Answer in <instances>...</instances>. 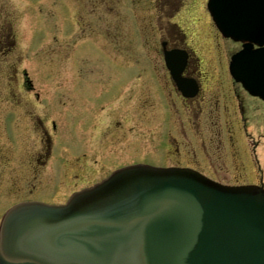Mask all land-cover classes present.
<instances>
[{
	"label": "rangeland",
	"instance_id": "rangeland-1",
	"mask_svg": "<svg viewBox=\"0 0 264 264\" xmlns=\"http://www.w3.org/2000/svg\"><path fill=\"white\" fill-rule=\"evenodd\" d=\"M156 2L157 0H0V213L11 202L23 198L63 201L71 189L91 183L116 165L142 158L143 153L147 155L144 158L152 159L151 161L162 159L161 153L165 150L163 148L160 152L163 147L162 122L159 120L157 126L147 130L141 126L139 128L144 120H139L137 116L138 106L147 112L142 115L143 119L151 114L149 123L155 122L157 111L153 107L146 110L142 106L147 102L152 103V95L145 82V75L148 73H140L134 66L130 67L133 71L108 66L110 61L134 65L135 57L133 54L129 55L130 48L134 44L141 48L137 45L138 40L134 34L131 35L132 40H127L128 52L125 54L120 55L115 51L121 46L110 44L107 33L120 31L118 23L122 18L127 28L134 33V20L154 21V16L167 14L172 19L175 15V8L161 10ZM201 2L202 0H197L189 10V18L182 16L185 15L182 13L179 17L188 19V22H198L197 26H193L191 30L186 29V32H197L198 35L195 36L199 38L208 33L210 38L212 31ZM194 18H197L196 21ZM199 41L204 45L200 48L203 50L210 44L205 39ZM23 80L31 82L30 89L24 94L21 88ZM120 80L128 81L114 91L116 95L111 98L110 104L106 100V106L103 104L102 109H98L100 105L96 104L93 109L86 110V113H77L84 100L96 103L103 101L102 97H98L101 95L98 86L107 84L103 89L112 90V82ZM151 84L150 81L149 85ZM222 85L225 86L224 92L228 93L226 84ZM83 89L85 93L80 96ZM12 90H15L18 99L28 97L32 125L35 128L37 124H34V120L38 117L47 120L49 131L50 121L55 120L57 124L56 131L51 132L53 155L45 165H35L40 147L46 146L43 140L45 136L36 129L21 131L19 128L15 129L12 123L9 127L12 111L7 97ZM222 93L219 94L221 107L227 105V111L217 115L216 111H212V116L207 117L205 131L199 138L196 128L183 129L185 136L180 135L179 141L177 140L180 151L187 158L193 152L202 153L197 158L198 168L220 182L236 183L235 177L242 176L238 182L258 184L260 175L264 182V103L251 102L245 98L244 112L241 115L238 109L240 102L233 98L234 101L224 104L223 99L226 98ZM135 103V107L130 109ZM153 103L157 105L155 101ZM108 105L115 108L109 111ZM123 108L130 110L125 112ZM16 109L20 110L18 105ZM221 111L224 112L222 108ZM243 118L249 138L241 130ZM116 122L120 124L117 125ZM115 131L117 135H122L111 137V133ZM10 132L14 136V143L7 138ZM144 134H149V138L147 136V140L140 141L142 139L139 137ZM109 137L115 141L126 138L123 141L125 149L117 156L107 152V145L114 143ZM135 141L139 143L136 145ZM28 155L33 157L32 175L30 184L25 188L17 180L20 175L12 178L9 167L20 163ZM184 156L181 158L184 159ZM112 157L113 161L111 159L107 162ZM182 163L196 166L193 161ZM62 164L64 169L56 174Z\"/></svg>",
	"mask_w": 264,
	"mask_h": 264
},
{
	"label": "water",
	"instance_id": "water-1",
	"mask_svg": "<svg viewBox=\"0 0 264 264\" xmlns=\"http://www.w3.org/2000/svg\"><path fill=\"white\" fill-rule=\"evenodd\" d=\"M209 7L225 35L248 40L231 72L264 99V0ZM0 264H264V188L128 166L64 205L12 207L0 225Z\"/></svg>",
	"mask_w": 264,
	"mask_h": 264
},
{
	"label": "flooded vegetation",
	"instance_id": "flooded-vegetation-1",
	"mask_svg": "<svg viewBox=\"0 0 264 264\" xmlns=\"http://www.w3.org/2000/svg\"><path fill=\"white\" fill-rule=\"evenodd\" d=\"M206 1L207 0H202L201 2L203 3L202 7L205 8V11ZM196 2L197 0H157L156 3L161 10L175 8L173 11L175 15L172 16V19L170 18L171 15L167 14L166 16H154V21L152 19L147 22L134 20L132 24L135 30L134 33H132L127 28L124 18H122L118 23L120 31L107 33V39L110 41V44L122 47L115 50L120 55L128 52L127 40L133 39L131 35L134 34L136 36L138 40L136 43L141 48H137L134 44L135 47L131 46L129 51V55L131 56L133 54L132 56L135 57V64L127 65L121 62L114 63L110 61V65H107L111 68L120 67V69H130V67L134 66L138 68L140 73L144 71L148 73L145 75V82L148 85V92L152 95V103L147 102L142 106L146 110H149L151 107H153L154 111H157V113L155 122L149 123V119L152 117V115L150 114L146 119H143L142 115L146 114L147 112H145L141 107L137 106L136 109H139V114H137V116H139L138 119L144 120L143 125H139V128L141 126L142 128H147L148 130L149 128H153L154 125L157 126L156 124L159 120L164 126L162 130L163 147L160 152L163 150V148L165 150H163L161 153L162 159L160 161L155 160L154 158L157 159V157H153V155H150V157L154 160H148V158H144L147 155L143 153L142 158H136L134 161L125 162L114 167L122 166L132 162H148L163 166L177 165L195 167L182 162L192 163L193 161L195 165H197V158L202 155V153L193 152L192 155L189 154V158L185 157L181 153L180 144L178 141L183 134V136H185V133L182 130H187L191 127L196 128V134L198 136L197 138H199V135L203 134V131H205L207 117L209 115L212 116V111H216L215 115L220 112L222 114L225 113L227 111L226 109H228V106L226 105L224 108L221 107L222 100L219 96L220 92H223L222 95L226 98L223 99L224 104H229V102L234 101L233 98L237 99L240 102L242 113L244 112L243 103L247 93L245 94L240 88L239 84L235 83L228 74L229 57L234 51L241 47V43L222 36L207 13L205 14V17H207L210 30L212 31L210 38L208 33L205 34V36L199 38L195 36L198 35L197 32H186V29L191 30L197 26V18H194L196 21L195 23H193L194 20L188 22V19L179 17V14H185L182 16L189 18L191 15L189 10L194 7ZM178 19H180V21ZM182 24H185V26ZM204 39L208 40V44L210 41L209 46L204 48L205 50L200 49L203 44H201L199 41ZM139 49L141 50L139 51ZM165 51L177 52L176 54L172 55L170 64L166 63ZM133 70L134 69H130V71ZM171 70L179 71L180 78H183L182 80L184 81V84H192L195 86V91L188 95V97L177 88L175 80L172 77ZM127 81L128 80L113 81L111 85L112 90L107 89L105 91L103 88L107 87V84L103 85V90L101 89L99 91L101 95L98 97H102L103 101L106 102L107 100V103L110 104L111 98L115 97L116 95L114 91H116L117 88L120 89ZM150 81L152 82L151 85H149ZM222 84H226L228 93L224 92L225 86ZM30 87V81H22L21 88L23 89V94L27 93ZM83 93H85V89H83V92H81L79 95L83 96ZM10 94L11 95L8 97V101L11 104V116L13 119H15L14 121H12V118L10 119L9 127H11L10 123H12L15 129L19 128L21 131L36 129L41 133V135L45 136L43 140L46 142V146L40 147V153L36 157L35 161L36 166L45 165L47 160L53 155L51 143L52 140L49 136L51 134L50 132L53 133L56 131L57 124L55 120L50 121L51 130L49 131L46 125L47 120L44 121L42 118L38 117L34 120V124H37V127L35 128L32 125L33 121L30 111L31 103L27 100L28 97L24 96L22 100L18 99L16 97L15 90H12ZM137 99L138 96L136 95L135 101H137ZM117 101V103H119V99ZM154 101L157 103V105L153 103ZM105 102L104 105L106 106ZM80 104L82 107H79L78 112L76 111L78 114L86 113V110L93 109V107L96 105V102L84 100ZM17 105L19 106V111L16 109ZM135 105L136 103L132 107L130 106V109L135 107ZM99 108H104L103 104H101ZM112 108L115 107H110V105L107 106V110L109 111ZM221 108L224 110V112L221 111ZM129 110L124 109L125 112ZM116 124L119 125L120 123L116 122ZM21 131L19 133H21ZM233 133L235 135V130ZM111 135V137H118L122 134L117 135L115 131L114 133H111ZM144 135L139 137L142 139L140 141L147 140V136L148 138L150 136L149 134ZM111 137H109V140L114 141V143L107 145V152H111V155L117 156V154L121 153V151L125 149L123 141H125L126 138H119L117 141H115V139ZM9 139L11 143H14V136L13 134L11 135V132L9 134ZM138 143V141H135L136 145ZM130 144L132 143L130 142ZM135 144H132V146H135ZM139 147L137 148L139 149ZM171 149L173 151H171ZM150 151L152 152V150ZM181 156H184V159H182ZM32 159V155L24 156V159L20 163L11 165L9 167L12 178L15 179L18 177V175H20V178L17 180L21 181L25 188L28 187L31 182L33 163ZM111 159L113 161L112 157L107 159V162H110ZM174 159L175 161L173 162ZM176 159H178V161H176ZM63 167L64 165L62 164V167L57 169L58 171L56 174H60L64 169ZM16 169L19 170L21 174H19V171H16ZM34 171L37 172L38 169H34Z\"/></svg>",
	"mask_w": 264,
	"mask_h": 264
}]
</instances>
